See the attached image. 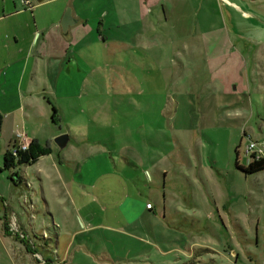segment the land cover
I'll list each match as a JSON object with an SVG mask.
<instances>
[{"label":"rangeland","instance_id":"374dc122","mask_svg":"<svg viewBox=\"0 0 264 264\" xmlns=\"http://www.w3.org/2000/svg\"><path fill=\"white\" fill-rule=\"evenodd\" d=\"M203 1L184 14L177 8L170 22L154 27L162 41L159 59L156 52H140L145 88L177 116L162 137L165 173L158 197L145 196L161 228L147 238L149 244L112 232L92 247L99 251L94 260L76 254V264H264V170L247 174L236 165L239 145L238 161L247 165L242 130L264 139V0ZM236 86L240 100L227 95ZM8 145L0 139L3 225L8 223L31 264H73L67 244L86 214H64L37 177L36 164L5 169ZM69 146L51 150L57 157ZM43 163L52 167L49 160ZM97 216L127 222L121 212Z\"/></svg>","mask_w":264,"mask_h":264},{"label":"crops","instance_id":"0c3cea01","mask_svg":"<svg viewBox=\"0 0 264 264\" xmlns=\"http://www.w3.org/2000/svg\"><path fill=\"white\" fill-rule=\"evenodd\" d=\"M24 1L0 0V139L12 146L23 133L50 149L33 163L37 177L47 182L64 214H86L67 244L74 250L73 264L76 254L94 260L99 251L92 247L113 233L149 244L162 220L145 196L158 197L165 173L162 137L176 126L177 116L145 88L140 52H156L159 59L162 41L154 27L170 22L177 8L184 14L204 1L30 0V6ZM68 8L76 23L64 31ZM237 90L227 95L240 100ZM62 133L69 134L71 148L56 157L51 149ZM242 134L252 138L246 130ZM48 160L52 170L44 167ZM2 198L0 193V264H31L22 244L4 231ZM98 212H121L127 222L108 223Z\"/></svg>","mask_w":264,"mask_h":264},{"label":"trees","instance_id":"16d2710c","mask_svg":"<svg viewBox=\"0 0 264 264\" xmlns=\"http://www.w3.org/2000/svg\"><path fill=\"white\" fill-rule=\"evenodd\" d=\"M239 147L240 145L236 148V155H237L236 165L239 169H241L247 174H252V173H256V172L264 170V160L251 161L246 166L240 164L238 161ZM27 150H24V151L21 150L18 152L17 155H14L9 149L4 159L5 169L17 167L18 165L33 164L38 160V158L41 155H44L50 152V149L48 148L43 149L36 142H31ZM15 175H17L16 172H13L12 176L14 177ZM4 231L7 235H12L10 228L8 226V223L5 221H4Z\"/></svg>","mask_w":264,"mask_h":264},{"label":"built area","instance_id":"2783aa9c","mask_svg":"<svg viewBox=\"0 0 264 264\" xmlns=\"http://www.w3.org/2000/svg\"><path fill=\"white\" fill-rule=\"evenodd\" d=\"M24 3L30 6V0H25ZM19 142L11 146V152L17 155L21 150H27L30 146V142L23 133H19ZM247 137V136H246ZM243 155L247 160V164L255 160H264V139H252L247 137L245 146L243 147ZM148 207H152L151 203H148Z\"/></svg>","mask_w":264,"mask_h":264},{"label":"water","instance_id":"95a60500","mask_svg":"<svg viewBox=\"0 0 264 264\" xmlns=\"http://www.w3.org/2000/svg\"><path fill=\"white\" fill-rule=\"evenodd\" d=\"M41 1V0H38ZM76 23V20L74 19L73 15H72V9L68 8L65 16L62 20V27L64 31H67L68 28L71 25H74ZM55 142L56 144L59 146V148L63 149L67 146L69 140H70V136L68 133H62L60 135H58L57 137H55Z\"/></svg>","mask_w":264,"mask_h":264}]
</instances>
